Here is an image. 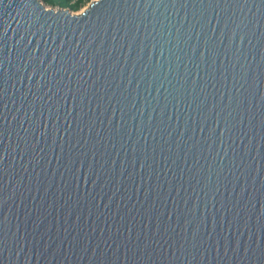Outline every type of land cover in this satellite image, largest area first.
Returning <instances> with one entry per match:
<instances>
[{"label":"water","instance_id":"obj_1","mask_svg":"<svg viewBox=\"0 0 264 264\" xmlns=\"http://www.w3.org/2000/svg\"><path fill=\"white\" fill-rule=\"evenodd\" d=\"M0 264H264V0H0Z\"/></svg>","mask_w":264,"mask_h":264},{"label":"trees","instance_id":"obj_2","mask_svg":"<svg viewBox=\"0 0 264 264\" xmlns=\"http://www.w3.org/2000/svg\"><path fill=\"white\" fill-rule=\"evenodd\" d=\"M45 6H49L52 8H67L70 11H77L86 3L91 0H41Z\"/></svg>","mask_w":264,"mask_h":264},{"label":"rangeland","instance_id":"obj_3","mask_svg":"<svg viewBox=\"0 0 264 264\" xmlns=\"http://www.w3.org/2000/svg\"><path fill=\"white\" fill-rule=\"evenodd\" d=\"M92 1V0H91ZM89 3V2H88ZM88 3H86L85 5H83L81 8H79L77 11H71L72 14H78L80 13L83 9H85L88 6ZM47 8H51L49 6H46Z\"/></svg>","mask_w":264,"mask_h":264},{"label":"bare ground","instance_id":"obj_4","mask_svg":"<svg viewBox=\"0 0 264 264\" xmlns=\"http://www.w3.org/2000/svg\"><path fill=\"white\" fill-rule=\"evenodd\" d=\"M83 11V10H82Z\"/></svg>","mask_w":264,"mask_h":264}]
</instances>
